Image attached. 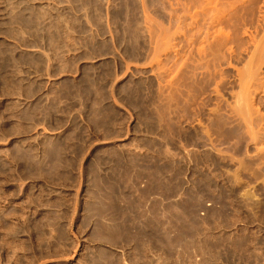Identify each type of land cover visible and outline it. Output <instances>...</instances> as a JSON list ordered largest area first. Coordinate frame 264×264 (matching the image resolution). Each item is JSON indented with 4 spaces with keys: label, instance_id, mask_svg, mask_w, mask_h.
<instances>
[{
    "label": "rangeland",
    "instance_id": "1",
    "mask_svg": "<svg viewBox=\"0 0 264 264\" xmlns=\"http://www.w3.org/2000/svg\"><path fill=\"white\" fill-rule=\"evenodd\" d=\"M0 264H264V0H0Z\"/></svg>",
    "mask_w": 264,
    "mask_h": 264
}]
</instances>
